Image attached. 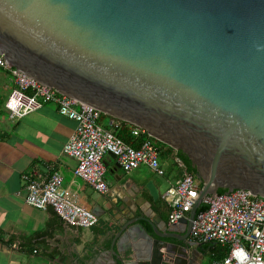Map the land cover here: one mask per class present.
<instances>
[{
    "label": "water",
    "instance_id": "water-1",
    "mask_svg": "<svg viewBox=\"0 0 264 264\" xmlns=\"http://www.w3.org/2000/svg\"><path fill=\"white\" fill-rule=\"evenodd\" d=\"M0 55L197 169L190 214L166 232L128 219L119 264H195L211 244L191 234L205 198L264 199V0H0Z\"/></svg>",
    "mask_w": 264,
    "mask_h": 264
},
{
    "label": "crops",
    "instance_id": "crops-1",
    "mask_svg": "<svg viewBox=\"0 0 264 264\" xmlns=\"http://www.w3.org/2000/svg\"><path fill=\"white\" fill-rule=\"evenodd\" d=\"M14 87L13 76L0 67V264H117L113 244L128 219H148L163 232L172 228L171 208L163 196L185 175L176 150L161 159L162 177L144 166L125 172L116 159L105 156L109 192L100 194L75 176L77 162L63 154L76 122L62 116L54 103L12 121L5 104ZM54 172L62 175L64 189L95 212L97 226L73 227L52 209L26 203L23 176L35 173L46 179ZM141 223L151 230L146 221ZM119 241L114 244L115 252H119ZM228 253V246L211 243L195 264H216Z\"/></svg>",
    "mask_w": 264,
    "mask_h": 264
},
{
    "label": "built area",
    "instance_id": "built-area-1",
    "mask_svg": "<svg viewBox=\"0 0 264 264\" xmlns=\"http://www.w3.org/2000/svg\"><path fill=\"white\" fill-rule=\"evenodd\" d=\"M0 67L14 78L15 87L5 104L12 121H19L54 103L62 116L76 122V129L65 144L63 154L77 162L75 176L94 191L100 194L109 192L103 163L107 155L115 156L119 167L125 172L144 166L157 176L165 175L159 150L150 139L144 140L138 148L128 145L114 130H107L99 124V110L60 94L16 70L1 55ZM111 125L118 129L121 122L113 121ZM145 133L133 126L135 138ZM63 183L59 172L46 179L35 173L25 174L26 203L41 210L52 209L62 221L73 227L90 229L97 226L98 216L83 205L76 194L64 189ZM200 190L195 178L185 174L166 191L163 200L171 208V225L190 214ZM202 204L206 210L197 214L191 234L198 243L229 247L227 257L216 264H264V199L246 190H235L208 196Z\"/></svg>",
    "mask_w": 264,
    "mask_h": 264
},
{
    "label": "trees",
    "instance_id": "trees-1",
    "mask_svg": "<svg viewBox=\"0 0 264 264\" xmlns=\"http://www.w3.org/2000/svg\"><path fill=\"white\" fill-rule=\"evenodd\" d=\"M109 120H113L114 122L115 121L121 122L120 127L118 129H114L112 127L111 123L109 122ZM99 124L107 130H114L115 134L119 138H121L125 143H127L128 145L134 146L136 148L140 147L141 143L144 140L150 139L157 146L161 159L162 158L165 160L168 159L170 157L169 152L174 151L173 149H168L167 145H165L164 143L150 137L147 133L141 135L139 138H135L132 134L133 126L131 124L126 123V122L121 121V120L114 119L111 116L105 115L103 113H101V116L99 119ZM176 156L182 162L185 174L192 175L195 178V180L199 183L200 189H202L203 188V182L199 178L197 169L195 167H193L191 160L187 157V155L183 154L181 151H177ZM227 192H228V190H226V189H219L218 195H222V194H225ZM204 210H206V206L204 204H202L198 210V213H200Z\"/></svg>",
    "mask_w": 264,
    "mask_h": 264
}]
</instances>
